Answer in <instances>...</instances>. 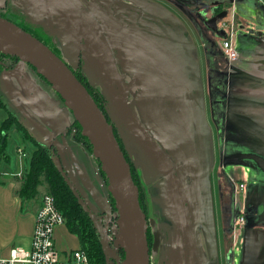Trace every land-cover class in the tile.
Instances as JSON below:
<instances>
[{"label":"water","instance_id":"1","mask_svg":"<svg viewBox=\"0 0 264 264\" xmlns=\"http://www.w3.org/2000/svg\"><path fill=\"white\" fill-rule=\"evenodd\" d=\"M6 1L0 0L1 8ZM19 1L26 21L56 38L62 56L0 15V53L19 58L21 64L17 70L2 75L0 95L35 142L50 150L53 163L93 222L106 263L117 260L122 264H151L150 220L142 209L139 186L126 151L146 184L163 177L159 186L172 196L171 201H165L166 217L171 223L160 226L165 227L167 235L160 247L158 264H215L218 249L209 177L214 160L213 140L198 43L189 28L154 0ZM249 1L264 11V5ZM202 6L199 19L216 36L225 37L219 22L227 17L226 12L207 19L205 15L211 7ZM193 26L205 44L202 45L207 56V42L213 46H218V42L210 40L202 28ZM253 38L264 45V39ZM220 54L226 56L224 50ZM238 59L230 61L226 56L228 67L224 68L208 58L211 92L215 90L213 96L222 106L239 108L241 112L234 120L243 127L240 130L244 134L239 135L245 138L244 150H237V145L232 153L224 150L222 166L230 170L229 165H242L257 173L264 170V152L259 150L264 145V130L254 116L260 114L259 110L264 112V78L233 66ZM26 63L47 80L63 106L33 83L24 69ZM78 67L89 85L100 89L105 110L74 73ZM237 80H242L241 84L251 82L253 88L243 86L249 90L244 89ZM14 90L17 97L12 95ZM250 90L261 94H251ZM248 108L257 114H240ZM70 118L78 122L82 135L92 145V156L99 161L107 184L99 171L89 170L70 144ZM228 119L229 116L224 118L226 126ZM103 190L112 196L117 212L112 236L109 221L104 223L100 216L104 213L108 220L113 216ZM254 225L250 217L242 264L256 263L246 257ZM159 243L156 234L155 250ZM259 245L264 248V239L259 238ZM120 248L124 250L123 259ZM256 264H264V252Z\"/></svg>","mask_w":264,"mask_h":264},{"label":"flooded vegetation","instance_id":"2","mask_svg":"<svg viewBox=\"0 0 264 264\" xmlns=\"http://www.w3.org/2000/svg\"><path fill=\"white\" fill-rule=\"evenodd\" d=\"M176 4H178L179 6L180 5L179 1ZM178 6L177 8H179ZM5 7L0 8V15L14 21L25 30L31 32L33 35H35L41 41L47 44L55 53H57L59 56H62L60 44L56 38H52L51 36H49L42 27H35L31 23L26 21L25 10L19 0H7ZM222 8L223 7H221L220 5L211 7L207 11V14L209 13L210 16L206 14L205 17L209 19L212 16L220 14V12H222L223 10ZM222 13L224 14V12ZM220 30L223 29L220 28ZM25 65L30 66L27 63ZM20 66L21 64L19 58L0 53V85L2 84V75H4L5 71H11L15 69L17 70V68H19ZM74 73L82 78L83 83H86L85 84L86 87L89 89L91 93L94 94V97L98 102L99 106L103 110H105V104H104L105 101L101 95V92L100 93L98 92L99 94H97V88L87 85L89 83H87L88 80L87 78H85L86 76L81 70V67L74 68ZM12 79L18 84V82L14 77H12ZM241 81L242 80H237L236 83H240ZM212 85L213 83L211 82V80L207 79V82H205L204 84V89H205V100H206V114H207L208 122L211 127L213 151H214V155H213L214 160L212 167L210 169L209 177H210L211 200L213 206L217 249H218V259L215 262V264L243 263L244 236L246 235L247 232L246 224L248 223L250 217H251V221H253L255 225L252 228L253 241L252 244H250L247 247L249 251L247 250L246 257L248 258L249 256L251 261L254 260L257 263V261H259V258L261 256V252H264V248L259 245V238L264 239V213H263L264 212V205H263L264 170L257 173L254 172L252 173L249 170V168H246L245 166L242 165H229L230 170H226V169H225L226 171L224 170V167L222 166V164L224 163V160L222 159L223 154H225L224 150H227L229 153H232L236 151L234 150L235 145L238 146L237 150L239 149L240 151H242V149L244 150L245 147L243 143L244 140L242 139L245 138L244 137L242 138V135H239V134H244V131L240 130L241 125L234 120V117L236 116L237 112H241V111H239V108H236V106L230 107L229 109L225 106H222V103L219 100H216L214 98L215 96H213L215 90L211 92ZM241 85L242 88L244 89L247 88L243 86L252 87L251 82L248 81L242 82ZM254 91L250 90L248 92L256 95L261 94L260 91H256V90ZM14 94L17 97V93L15 90L13 91L12 95ZM53 97L55 96L53 95ZM55 100L60 101L61 106L64 105L59 95L58 98H55ZM254 112L256 113L255 109L248 108L243 110L242 113L240 114H245L244 116H248L250 114H255ZM259 113L260 114L254 116L256 117V119L264 117V112H262L261 114V111L259 110ZM228 116L230 119H228L229 124L226 126V123H224V118L227 119ZM70 119L71 120L68 127L69 139L73 138L70 129L72 128L71 126L74 125L73 119L72 118ZM117 137L120 141L121 146L123 147V144L118 134ZM238 143L240 144L238 145ZM70 144L72 145L71 141ZM259 150L261 152H264V145H260ZM125 155L127 160L131 163V170L133 171L132 173H133L134 181L136 184L137 182L139 183L137 185L139 186L140 189V185H142V180L145 182L141 170L137 169L134 166L132 159L130 158V156L126 151H125ZM262 157L264 158V155ZM82 159L84 158L82 157ZM87 159H86L87 164L88 163L90 164V161ZM91 164L93 165V167H91V165L90 166L88 165L89 170H92V168L94 169L95 167L96 168L100 167L99 161L96 158L91 160ZM219 170L223 174V177L225 178L226 187L221 186V182L219 183ZM232 172L240 176L239 182L232 176ZM100 173L104 177L105 181L108 182L106 176L102 174L101 171ZM162 179L163 177H159L158 179L152 181L150 184H146L145 182V184L149 187L147 189L148 192L146 191V193H148L150 196V211L148 207H146V210L143 207L142 209L143 211H145L148 220H150V223L148 225V240L150 245L151 264H153L152 258L155 253H157L159 259L160 247L164 242L165 235H167L165 225H169L171 223L170 220L166 217V210L168 206L167 204H165V201H167V203L168 201H171L172 196L170 192L165 190V188L163 190L159 186V183L160 181H162ZM186 179L188 183H191L192 180L189 176H186ZM240 184H243V189L238 191L237 186ZM143 189L145 191V188L142 186V190ZM103 194L106 196L108 202L112 205L113 216L110 218V220H108L107 217L105 218L106 214L104 213H100V216H102V220L104 223H107L109 221V226L114 227L117 225L116 224L117 212L115 208V202L107 190H103ZM240 194H242V196H240ZM161 225L165 227L161 228L160 227ZM110 231H112L111 228ZM156 234L158 235L160 242L157 250L154 249V241ZM201 235L203 238L202 233ZM220 245L224 246L225 248V253L222 258L220 252ZM119 252L121 258L123 259L124 250L120 248ZM114 264H122V263L115 260Z\"/></svg>","mask_w":264,"mask_h":264},{"label":"rangeland","instance_id":"3","mask_svg":"<svg viewBox=\"0 0 264 264\" xmlns=\"http://www.w3.org/2000/svg\"><path fill=\"white\" fill-rule=\"evenodd\" d=\"M154 1L170 9L175 15H177L180 19H182L183 22L186 24V26L189 28L192 36L196 39L195 41L196 43H198L199 58L201 62L202 80L204 81V84H205V82H207V79H209V76H210V70L208 67V64L210 65V63L208 61V57L204 56L203 49H202L203 45L200 44L201 40H199L198 33L196 32L195 27L192 25L193 23L197 25L199 29L201 28L207 29V27L204 25V22L201 19H199L198 12H200V7H203L201 6L202 0H186V1L185 0H154ZM178 1L180 3L179 6L178 4H176ZM208 3H210V1ZM176 5L179 8H177ZM230 18H231V14L229 13L226 19L230 20ZM216 51H218V46H216ZM218 53H219L218 55L221 56L220 52ZM211 63H214V61H211ZM220 66H223V64H221ZM24 69H26L25 71H27L28 74L30 73L29 76L35 85H37L42 90H44L47 94H49V96L53 100H55V98H58L57 93L53 91L50 84L42 76L37 74L35 69L31 65L30 66L24 65ZM13 84L19 88L18 84L14 80H13ZM98 90L100 89H97V94H99ZM53 95L55 97H53ZM1 98L4 101H6L4 97L1 96ZM9 112H10L9 109H5V108L0 109V142L2 140L5 141L4 153H2L0 150V179H4V178L13 179L16 174H19L18 178H21L23 174H25L26 171L29 169L30 158L32 156L33 151L37 148L36 143L31 138H29L28 135H26V133H24V131L21 130L17 124L13 123L10 126V128L7 129V131L1 130L2 122L7 117L10 116ZM73 122H74V119H73ZM71 127L72 128L70 129V132L73 138H70L69 140L72 142V145L75 147V149L78 150L79 154H81L80 157L84 158L82 160H84L86 165L87 166L91 165V167H93V165L91 164V160L95 158L92 156V151L88 148L87 144L84 141L78 138V128H76L75 122H74V125H72ZM86 159L90 161V164L89 163L87 164ZM94 169L96 170V172L99 171V167L98 168L95 167ZM232 176L238 182L240 181V176L238 174H235L232 172ZM18 180L21 182V179H18ZM220 182H221V186L226 187L225 178L223 177V174L219 170V183ZM137 184L139 183L137 182ZM142 186L145 188V191L144 189L142 190ZM148 188L149 187L142 180V185H140V189H139L140 195L142 194L141 206L145 210H146V207H148L150 211V196L148 193H146ZM46 191H47L46 187L42 186L40 187L39 194L36 196L35 199H23V205H22L23 207L19 208L18 212L16 211L7 212L5 209H2L1 216H0V234L12 235L15 231L19 232L23 230V224L19 222L18 214L24 215V218H26V220L34 217V225H35V216L39 208L42 195ZM240 196H242V194H240ZM26 220L24 221V225L27 224ZM34 225H33V230H34ZM110 228L113 229V227L109 226V233H112V231H110ZM58 234L61 237L62 241L58 242V238H57ZM54 238H55L56 246L60 251H63L65 249L66 250L73 249V247L74 248L79 247L77 245L76 237L72 235V233H69L65 225H59L55 228ZM27 243H28L27 239L21 240V238L18 237L16 240H14V246L12 245L10 249L12 247H26ZM61 243L63 244V247ZM1 246L2 245L0 244L1 255L8 256L9 255L8 250L7 252H5L6 250H4L5 249L3 248L4 246L2 247ZM220 252H221V258H222L225 253V248L222 245H220ZM152 259H153V264H158L157 253L153 255Z\"/></svg>","mask_w":264,"mask_h":264},{"label":"crops","instance_id":"4","mask_svg":"<svg viewBox=\"0 0 264 264\" xmlns=\"http://www.w3.org/2000/svg\"><path fill=\"white\" fill-rule=\"evenodd\" d=\"M209 1L210 3H208ZM207 3L210 7L220 5L221 7H223L222 12L224 13L226 12L227 16L229 13L231 14V12L235 10L236 18H238L237 19L238 29L232 38V43L236 48L239 49L240 58L238 59L237 62L233 64V66L250 74L264 78V45L262 43H257L253 38L254 36H258L264 39V11H262L259 6L253 5L249 0H236L235 4L233 3V0H202L201 1L202 5ZM222 12H220V14H223ZM207 15L210 16L209 13ZM203 30L206 32V36L211 38L210 40H216L218 42V51H216V46H213V44H211L212 43L211 41L207 42L208 43L207 57L210 58L211 61L217 62L220 65L223 64L222 67L224 68L228 67V64H225L224 61L226 56L222 57V55L221 56L218 55L219 54L218 52H220V50H223L221 46V42L224 37L216 36L217 34H215L211 29H203ZM200 44H203L205 46L203 42H201ZM202 49L204 53L206 50L204 47ZM204 56H206L205 53ZM250 116H253V114H250ZM254 118L262 126V129L264 130V117L258 119H256V117ZM18 179H20L18 178V174H16L13 179L10 178L0 179V216L2 209H5L7 212L10 211L18 212V209L23 207L22 206L23 198L19 195V187L21 182ZM18 220L23 224V230L19 232L15 231L12 235L0 234V244L4 246L3 248H5L4 249L6 250L5 252H7V250L9 252L10 247L12 245L14 246V240H16L18 237L21 238V240L27 239L28 243L26 247L30 246L33 235L34 217L26 220V218H24V215L18 214ZM25 220L27 222L26 225H24ZM74 236L77 239V245L80 247V242L78 237L76 235ZM57 238H58V242L62 241L59 234ZM61 245L63 247L62 243ZM73 249L75 248L73 247ZM66 251L67 250L65 249L61 252H66Z\"/></svg>","mask_w":264,"mask_h":264},{"label":"trees","instance_id":"5","mask_svg":"<svg viewBox=\"0 0 264 264\" xmlns=\"http://www.w3.org/2000/svg\"><path fill=\"white\" fill-rule=\"evenodd\" d=\"M77 77L83 82L80 76L77 75ZM98 92L100 93V90H98ZM91 94L94 97V94ZM1 108L8 109V106L6 101H4L0 95V109ZM9 114L10 116L2 122L1 130L7 131V129L15 123L35 142V140L29 135L28 131L18 122L17 116L12 112H9ZM74 122L78 128V138L84 141L92 151V145L89 140L82 135L80 125L76 120H74ZM36 145L37 148L33 151L29 161V169L22 177L20 176L21 183L19 187V195L23 199H35L39 194L40 187L45 186L47 192L52 193L55 196L57 206L65 217L64 225L70 233L78 237L80 247L85 249L91 257L105 263L106 258L100 243V238L94 228L92 220L87 213L84 212L83 208L78 203V200L65 182L63 176L53 163L50 150L43 145L37 143ZM0 150L4 153L5 141L0 142ZM102 174L104 173L102 172ZM141 196L142 194L140 195V203L142 202Z\"/></svg>","mask_w":264,"mask_h":264},{"label":"built area","instance_id":"6","mask_svg":"<svg viewBox=\"0 0 264 264\" xmlns=\"http://www.w3.org/2000/svg\"><path fill=\"white\" fill-rule=\"evenodd\" d=\"M256 2L264 5V0ZM219 27L226 32L221 46L227 58L230 61L237 60L240 54L232 43L238 29L235 10L231 12L230 20L224 18L219 22ZM237 189H243V184L238 185ZM64 224L65 217L57 206L55 196L44 192L35 216L30 246L12 247L8 256H2L0 251V264H107L106 261L103 263L91 257L82 247L61 252L56 246L54 231L57 226Z\"/></svg>","mask_w":264,"mask_h":264}]
</instances>
